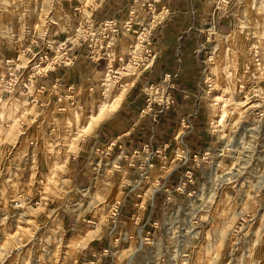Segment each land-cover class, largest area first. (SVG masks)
I'll return each instance as SVG.
<instances>
[{"label": "rangeland", "instance_id": "1", "mask_svg": "<svg viewBox=\"0 0 264 264\" xmlns=\"http://www.w3.org/2000/svg\"><path fill=\"white\" fill-rule=\"evenodd\" d=\"M202 1L211 4L208 0ZM105 2L102 0L99 11H111L110 3L103 10ZM94 3L98 4V0H0V76L4 69L2 60L13 58L17 53L21 57V50L30 37H69L76 21L88 13L87 6ZM226 9L233 17L231 25L215 33L210 44L207 43L210 49L201 62L211 72L208 74L215 84L208 98L217 94L215 90L225 91L227 106L231 108L230 91L225 89L227 74L219 69L215 74L213 62L217 64L215 59L222 53V35H229L225 46L227 55L232 57L231 81L234 90L237 85L240 88L244 68L238 43L246 47L248 36L257 34L264 40V0H230ZM142 11V17L146 18L148 13ZM152 14V18L157 15ZM117 37L124 52L135 54L140 50L131 33ZM255 57L258 66L246 77L243 90L249 83L264 84V47ZM106 60L109 62L111 56ZM126 69L128 78L121 80L122 87L103 75V98L88 97L83 107L62 103L63 113H55L49 120V126L54 125L52 132L39 130L40 125L36 124H41L40 119L32 117L46 110L50 112L54 105L41 110L34 102H24L18 97V87L9 96L0 92V264H81L87 258L83 257L84 251L97 252L108 242L111 252L100 254L94 264H177L176 258L183 251L180 245L184 242L189 245L186 264H264V162L254 164L251 154L241 165L227 166L229 172L225 176L231 177L228 181L219 180L224 175L217 182L209 176L203 178L204 182L194 188L190 198L183 195L185 191L175 195L172 187L164 190L170 199L165 202L158 226L152 229L149 224L141 232L152 233L146 240H141L134 229L139 224L129 222L126 217L111 222L106 215L109 199L118 194L117 187L112 189L101 179L97 184L88 179L82 184L81 175L73 173V161L78 158L83 163L87 160L99 175L116 167L115 160L108 162L102 154L89 148L90 142L84 141L90 140L91 136L86 135L94 134L99 123L118 108L127 84L137 79L132 76L133 72L138 75L141 67L127 64ZM101 76L96 72L97 78ZM234 98L237 102L241 100V97ZM112 102L114 106L110 105ZM204 102L209 112L216 111L217 106ZM237 102L232 106L241 112L243 106ZM104 105L108 112L102 113L99 121L90 120ZM70 107L79 110L78 121L74 120ZM239 116L232 114L230 130ZM81 137L87 140L80 145ZM81 148L89 151L83 152ZM164 155L170 158L169 149ZM227 168L221 167V174ZM157 171L158 168L150 167V177ZM140 173L137 168L132 175ZM143 188L142 184L135 188L140 193L134 201L136 207L149 200L151 190ZM20 192L27 198L22 204L16 199ZM157 212L161 214L160 210ZM73 218L93 222L85 221L82 226L71 228L68 221ZM114 226L115 230L111 231Z\"/></svg>", "mask_w": 264, "mask_h": 264}, {"label": "built area", "instance_id": "2", "mask_svg": "<svg viewBox=\"0 0 264 264\" xmlns=\"http://www.w3.org/2000/svg\"><path fill=\"white\" fill-rule=\"evenodd\" d=\"M211 1L214 4L213 9H221L222 12L230 2V0ZM101 2L102 0H98V4L94 3L87 6L88 13L81 15L80 20L76 21V25L70 32L69 37L57 36L44 39L42 37L37 39V36L30 37L27 46L21 50L20 59L18 58L19 53L13 58L5 57L2 60L4 67L3 74L0 76V81L2 82L1 95L9 96L18 87V97L25 98L28 96L32 99L33 97L28 91V87L35 86V91L37 92H43L46 87H52L55 100L66 101L70 93L57 87L61 80V75L57 71L63 66L67 67L79 59H81L82 63L87 61V64L93 65L98 60L105 59L113 41L121 33H131L140 50L135 51V54H126L117 67L112 68L110 65H107L105 70L107 78L115 80L121 72L126 73L127 64L141 67V71L146 66L145 63L149 56L148 46L151 43L150 35L155 26L154 18L150 17L147 23H136L134 21L136 13L133 9H127L121 15L107 10L99 17L96 11ZM130 3L134 4L135 0H131ZM74 9L79 11L77 7ZM146 9H153L152 4H146ZM162 9L164 11L168 10L164 7ZM190 15V20L194 24L198 15L196 9H190ZM206 31L208 32L206 38H209L206 41L210 44L211 38L215 36V32L211 28ZM209 49L210 46L208 44L204 48H201L202 59L206 57ZM88 66L86 65L87 68ZM201 70V78L194 83L193 90L190 93L187 90L180 92L182 100H185L190 95L192 104L187 112L179 115L178 120L172 127L169 162L173 166L171 171L175 172L177 177L173 180L166 178L163 185L165 189L172 187L171 192L175 193V195L182 194L185 191L183 195L186 198L193 196L194 188L203 183L204 180L202 179L205 177L209 176L217 182L219 177L224 175V179L219 180L223 182L228 181L231 177L225 176V173L229 172L227 166L231 168L232 165H241L244 160H247L246 158H249L250 154L254 158V164L260 165L264 162V84L249 83L245 85V90L240 89L237 85L233 97H241L240 102L244 103L234 128L230 130V122L233 120L232 113L227 114L222 108V106L228 105L226 104L227 93L215 90L217 94L209 99L208 94L214 91V83L212 78H210L211 76H209L211 74H208V72H211L206 68H202ZM51 74H54L53 80L48 83L47 77ZM84 80L87 82V90L92 91V80L89 77ZM77 81L79 82L80 78ZM99 85H103V81H99ZM72 86L73 83L70 82L65 86V90L70 91ZM173 89H176L175 84L168 72H164L159 81H149L145 84L143 88V102L135 114V121L140 124L139 130H141L143 124L155 125L158 123L157 118L163 113V110H171L170 115H174V113L180 111L179 102H177ZM100 95V98L104 97L103 90H100ZM204 101H207L211 106H217V110L209 112V106L205 105ZM52 127L54 125L48 126V132L53 131ZM116 142L115 138H107L103 142V146L100 145L97 151L102 155H108L112 147L116 145ZM117 146L119 147V144ZM165 147V145L154 149L148 148L145 145L141 147L147 153L143 155L142 168L140 167L141 173L135 179V187L138 184H142L143 181L150 180V167H156L160 171L163 170L164 165H162V161L155 164L152 157L163 159V161L167 160V157L164 155ZM132 152L137 153V148L133 149ZM231 154H233L234 159H232ZM226 158H228L227 162H225ZM128 166L130 168L134 167L132 164ZM223 166L227 170L223 172L224 174H221V167ZM132 187L129 186L128 192L134 197H140L139 193L136 194L132 190ZM16 195L17 201L21 204L23 199L27 200L22 192ZM158 195V192L152 189L149 192V202L141 203L137 208L151 206L154 198L158 197ZM161 195V204L158 208L161 214L157 212V215L149 218L148 221L139 220L137 223L139 226L135 230L139 233L141 240H146L149 234L152 235L150 232H147L148 235L141 234L144 228L149 226V224L152 226V229L156 228L160 221L159 216L161 219V216L164 215L162 213L164 212V205L170 199V196L166 193ZM129 198H132V196L129 195ZM121 204L122 201L117 198V195L111 197L109 200L106 215L110 218L111 222L120 218L119 211ZM135 213L136 211L132 215ZM82 220L84 222L90 221L89 219ZM191 222L195 223L194 220ZM115 228L114 226L111 231H114ZM180 247L183 251L176 258L177 264H186L189 256V245L184 242ZM110 252L108 244L97 252L94 250L84 251V255L87 254V258L81 260V264H94L100 254L102 256Z\"/></svg>", "mask_w": 264, "mask_h": 264}, {"label": "crops", "instance_id": "3", "mask_svg": "<svg viewBox=\"0 0 264 264\" xmlns=\"http://www.w3.org/2000/svg\"><path fill=\"white\" fill-rule=\"evenodd\" d=\"M130 2L131 0H106L103 10L108 9L109 7L107 5L111 4L109 9L115 14L121 15L127 9L131 8L136 13V15H134V21H136V23H147L150 19L149 17H153V12L157 14L156 17H154L155 26L150 35L151 43L148 46L149 58H147L145 63L146 66L138 72L137 79L127 84V88L121 97L118 108L115 109L109 117L103 118L104 120L99 123L94 134L86 135L91 136L90 140L81 137L79 141L81 145L84 140H87L84 142L91 143L89 148L92 149V151H97L100 145L103 146V142L107 138H115L117 141L116 145L112 147L108 155L103 156L108 162L115 160L117 164L116 167L110 168L109 173L106 171V173L104 172L99 175L94 173V167L89 166L87 160L83 163L82 160L78 158L77 161H73V173L81 175L82 184H84L87 179L92 181V184H97L99 183V179H101L112 189L117 187V198L122 201L119 216L126 217L129 222L138 223L139 220L148 221L149 218L157 215L162 196L161 194L166 193V191H164L166 189L163 186L164 180L166 179L165 177L167 176L170 180L176 179L177 177V174L171 171L173 166L169 162L170 158L164 161L162 160V162H164L163 167H167V169L162 173L160 169H158L154 177L142 182L143 189H155L159 195L154 198L151 206H144V208L141 207L138 209L134 202L137 197L129 193L128 189L129 186H133L132 190L136 192V194L139 193L135 190L136 187L134 186L136 182L135 179L138 176L132 174L137 168L140 170L142 168L141 163H143V155H145L147 151H143L141 147L145 145L148 148L154 149L165 145V151L168 149L169 151L171 150L172 127L178 120L179 115L187 112L192 104L191 96L189 95L185 100H182L180 92L182 90H187L190 93L193 90L194 83L201 78V69L203 68L201 62V48L207 46L206 40H209V38H206L208 34L206 30L211 28L217 33V31L229 27L233 17L229 15L230 11L228 9H223V12L221 9H213L214 4L211 0H208L211 4H204L202 0H135L134 4ZM146 4H152L153 9L147 10ZM162 7L168 10L164 11ZM190 9H196L198 13L194 24H192L190 20ZM142 10L148 13L146 18L142 17ZM103 12L97 10L96 14L101 17ZM123 50V47L118 41V37H116L108 51L107 57L111 56L109 62L106 60L107 57L98 60L94 65L87 64V61L82 63L81 59H79L69 64L67 67L63 66L59 69L57 73L61 75V80L57 87L70 93V96L67 94L68 97L65 104L83 107L85 102L88 101V97L98 100L101 97L100 90L103 89L102 85H99V81L103 80L107 65H110L112 68L120 65L126 54H128V52H124ZM86 65H89L88 68ZM96 72H100L102 76L97 78ZM164 72L170 73L171 80L175 84L176 89H173V91L176 94L177 102H179L180 111L174 113V115H170L171 110H163V113L157 118L158 123L155 125L153 124L154 126L148 123L143 124L141 130H139L140 124L135 121V114L143 102V88L149 81H159ZM53 76L54 74H51L47 77L48 83L53 80ZM87 77L92 80V91L87 90V82L84 80ZM78 78H80L79 82L77 81ZM127 78V73L121 72L115 80L111 81L116 82L117 85L122 87L124 82L121 80ZM70 82L73 83L72 89H70V91L65 90V86ZM28 89L33 98L30 99L28 96L22 98L20 96L24 102H34L41 110L46 109L48 105H54L50 112L46 110L41 114L38 113L40 116H33L29 113V115L33 116L32 119H40L41 124L37 123L36 125H40L41 129H38L45 133L49 126L50 118L55 113H63V102L60 103L61 101L55 100L52 87H46L43 92L35 91V86H30ZM117 144H119V147ZM136 148L137 153H133V149ZM81 150H84L83 152L89 151L85 148H81ZM80 156H85V154H81ZM112 156L114 159H112ZM152 159L155 161V164L161 163L157 157L153 156ZM129 164H132L134 167L130 168L128 166ZM118 166H121L122 169ZM127 173L129 175H127ZM129 195L132 196V198H129ZM147 202H149L148 199L144 203ZM134 211H136L134 214L136 218L132 215ZM68 222V226L71 228L72 226L76 227V225L81 224L80 226H82V224H84V221H79L74 218ZM136 227L137 226H135V228ZM103 244L109 245V242ZM85 257L87 256H84V258Z\"/></svg>", "mask_w": 264, "mask_h": 264}, {"label": "bare ground", "instance_id": "4", "mask_svg": "<svg viewBox=\"0 0 264 264\" xmlns=\"http://www.w3.org/2000/svg\"><path fill=\"white\" fill-rule=\"evenodd\" d=\"M131 9V8H130ZM260 25V24H259ZM257 33V32H256ZM227 34V33H226ZM223 36V38H222V41H220L221 43H222V53H221V55L220 56H217L216 57V59L215 60H218V62H217V64H215L214 62H213V66H212V69L215 71L214 73L216 74V71L219 69V71H223V72H226V74H227V79H228V83L226 84V87H225V89L227 90H229L230 91V97H229V100H228V102H230V104H231V108L229 107V106H222V108H223V110H224V112L225 113H227V114H235V115H238V114H240L241 112H238V109H235L233 106H232V103H234V102H237L236 100H235V98L233 97V92H234V83L231 81V75H232V70H231V68L229 67L230 66V64L229 63H231V61H232V57H229L228 55H227V47L225 46L226 44H228L229 43V41H228V36L229 35H222ZM254 36V35H253ZM259 36H260V34L258 35L257 34V36L256 37H252L251 35L250 36H248V41H247V43H246V47L245 46H243L241 43H238V45L240 46V48H239V51L243 54V61L241 62L242 63V65H243V68H244V72L242 73V75H241V85H240V89H243V82H246V77L248 78L249 76H250V74H252V71H253V69H254V67H257L258 66V62H257V58L255 57L256 56V53H259L260 52V48H263L264 47V40L262 41V40H260L259 39ZM262 39V38H261ZM220 43V44H221ZM230 50V49H229ZM262 50V49H261ZM149 58V57H148ZM107 59V58H106ZM263 62V61H262ZM211 69V70H212ZM105 76H107V75H104V77ZM132 76H137V72H133V74H132ZM133 78V77H132ZM213 83H214V81H213ZM103 85H104V83H103ZM215 85V84H214ZM217 85V84H216ZM98 86V85H97ZM88 92V91H87ZM37 93V92H36ZM103 93H104V91H103ZM227 101V100H226ZM57 103V102H56ZM60 103H62V102H60ZM63 103H66L64 100H63ZM242 104L243 105V103L244 102H237V104ZM226 104H228V103H226ZM106 105V104H105ZM102 106V107H100V109H99V112H97V115H95V116H91V113H93V112H91L90 113V120H92L93 119V121L95 122V120L97 119V121H99V117H100V115L102 114V113H106V112H108V110L106 109V106ZM110 105H112V106H114L113 105V102L110 104ZM109 105V106H110ZM86 106H88V104L86 105ZM111 106V107H112ZM69 110L71 111V113L73 114V117H74V120L75 121H78V119L80 118V112H79V110L76 108V107H70L69 108ZM217 110V109H216ZM69 111V112H70ZM90 111V110H89ZM92 111V110H91ZM67 114V113H66ZM70 114V113H69ZM95 119V120H94ZM66 120H67V123L69 124L70 123V118H69V115L68 116H66ZM72 121H73V119H72ZM66 123V124H67ZM76 124V123H75ZM77 125V124H76ZM68 126V125H67ZM70 127V126H69ZM86 127V126H85ZM87 128H88V126H87ZM70 129H71V127H70ZM82 129H80V130H76L77 132L78 131H81ZM85 131V133L87 132V130H86V128L84 129ZM83 132V133H84ZM69 134V133H68ZM71 135L73 134V133H70ZM74 134H75V132H74ZM82 135H84V134H82ZM69 136V135H68ZM67 136V137H68ZM75 136V135H74ZM70 137V136H69ZM72 138V137H71ZM226 145V144H225ZM232 156V155H231ZM234 157V156H233Z\"/></svg>", "mask_w": 264, "mask_h": 264}]
</instances>
